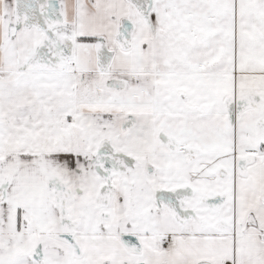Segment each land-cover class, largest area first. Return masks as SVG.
I'll list each match as a JSON object with an SVG mask.
<instances>
[{
    "label": "snow or ice",
    "instance_id": "1",
    "mask_svg": "<svg viewBox=\"0 0 264 264\" xmlns=\"http://www.w3.org/2000/svg\"><path fill=\"white\" fill-rule=\"evenodd\" d=\"M0 264H264V0H0Z\"/></svg>",
    "mask_w": 264,
    "mask_h": 264
}]
</instances>
